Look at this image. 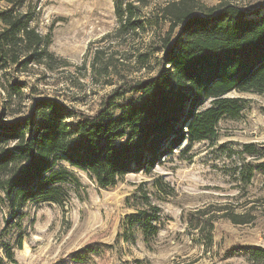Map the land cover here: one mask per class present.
<instances>
[{
  "label": "rangeland",
  "instance_id": "obj_1",
  "mask_svg": "<svg viewBox=\"0 0 264 264\" xmlns=\"http://www.w3.org/2000/svg\"><path fill=\"white\" fill-rule=\"evenodd\" d=\"M117 1L138 8L144 30L119 31ZM221 4L264 14V0H26L21 10L33 14L38 33L50 36L52 58L43 56L42 64L33 61L28 69L0 70V123L28 117L43 98L96 115L117 90L153 76L164 41L180 33L169 12ZM11 7L0 0L1 10ZM13 83L22 86L19 93L11 92ZM228 97L248 102L239 119L222 120L215 141L185 142L149 175L130 174L102 189L70 169L77 182L65 186L63 204L31 202L14 211L0 204V257L8 247L19 264H72V255L97 244L105 254L91 264H257L249 252L264 250V176L256 172L245 186L239 172L261 162L242 150L244 144H264V96ZM147 202L160 209L159 232L149 243L125 222L140 211L153 213ZM233 216L248 223L237 225L229 220Z\"/></svg>",
  "mask_w": 264,
  "mask_h": 264
},
{
  "label": "trees",
  "instance_id": "obj_2",
  "mask_svg": "<svg viewBox=\"0 0 264 264\" xmlns=\"http://www.w3.org/2000/svg\"><path fill=\"white\" fill-rule=\"evenodd\" d=\"M25 1L9 0L11 9H0V70L28 69L33 61L42 64L43 56L52 58L50 36L32 27L33 14L21 10ZM115 12L121 33L144 30L132 3L117 1ZM254 13L234 4L175 8L169 15L180 33L164 41L153 76L117 90L96 115L43 98L28 117L0 123V204L9 203L13 211L31 202L61 205L67 199L65 186L77 182L70 169L86 173L105 189L130 174L149 175L185 142L192 146L217 140L221 121L239 119L248 104L228 95L264 96V14ZM21 87L13 83L10 89L14 94ZM242 155L261 161L239 172L249 186L256 172L264 176V144H244ZM146 206L153 213L140 211L125 222L129 231L138 227L149 243L159 232L160 209L150 202ZM236 217L229 220L248 223ZM208 235L211 243L212 232ZM4 249L0 264H19L14 250ZM104 254L105 247L93 244L70 262L91 264ZM249 256L264 264V250L251 249Z\"/></svg>",
  "mask_w": 264,
  "mask_h": 264
}]
</instances>
